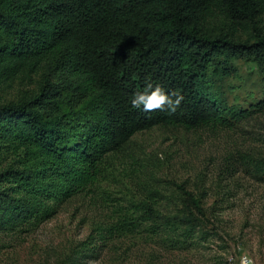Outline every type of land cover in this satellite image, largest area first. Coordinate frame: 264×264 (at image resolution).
Wrapping results in <instances>:
<instances>
[{
    "label": "trees",
    "instance_id": "obj_1",
    "mask_svg": "<svg viewBox=\"0 0 264 264\" xmlns=\"http://www.w3.org/2000/svg\"><path fill=\"white\" fill-rule=\"evenodd\" d=\"M251 57L264 63V0H0V143L16 144L37 165L23 172L0 162V207L16 210L14 224L33 217L31 199L50 206L57 196L52 185L38 186L48 177L63 184L64 203L83 196L85 169L125 156L154 127L224 125L234 113L203 84V73ZM149 83L183 95L174 114L131 106ZM250 158L264 183V158ZM22 174L26 183L8 185ZM174 188L162 209V199L140 205L142 221L157 240L195 250L206 243L207 195ZM110 231L68 264L98 259Z\"/></svg>",
    "mask_w": 264,
    "mask_h": 264
},
{
    "label": "rangeland",
    "instance_id": "obj_2",
    "mask_svg": "<svg viewBox=\"0 0 264 264\" xmlns=\"http://www.w3.org/2000/svg\"><path fill=\"white\" fill-rule=\"evenodd\" d=\"M202 82L234 116L228 114L224 125L154 127L139 133L128 154L109 156L85 169L84 195L66 203L60 196L63 184L48 177L38 186L52 185L57 196L50 197V206L31 199L35 214L16 224V210L0 207L8 226L0 227V264H68L73 253L108 229V249L80 264H238L242 255L264 264V183L250 164V156L264 158V63L251 57L231 60L226 67L209 66ZM3 145V165L23 172L37 167L16 144ZM17 161L21 163L12 164ZM25 179L17 175L8 185ZM174 185L207 195L206 243L195 250L157 240L142 221L140 205L162 199V209ZM174 201L181 212L182 198Z\"/></svg>",
    "mask_w": 264,
    "mask_h": 264
},
{
    "label": "clouds",
    "instance_id": "obj_3",
    "mask_svg": "<svg viewBox=\"0 0 264 264\" xmlns=\"http://www.w3.org/2000/svg\"><path fill=\"white\" fill-rule=\"evenodd\" d=\"M183 100V95L178 92L173 91L169 94L159 85L153 88V85L149 83L143 91H138L133 95L130 103L133 108H142L144 112L166 110L174 114Z\"/></svg>",
    "mask_w": 264,
    "mask_h": 264
},
{
    "label": "built area",
    "instance_id": "obj_4",
    "mask_svg": "<svg viewBox=\"0 0 264 264\" xmlns=\"http://www.w3.org/2000/svg\"><path fill=\"white\" fill-rule=\"evenodd\" d=\"M238 264H254V262L252 261V259L246 255H242L239 258Z\"/></svg>",
    "mask_w": 264,
    "mask_h": 264
}]
</instances>
